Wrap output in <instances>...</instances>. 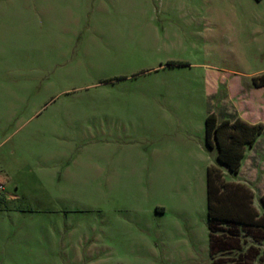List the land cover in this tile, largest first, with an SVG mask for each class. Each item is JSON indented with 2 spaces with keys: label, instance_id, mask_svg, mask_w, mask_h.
Returning <instances> with one entry per match:
<instances>
[{
  "label": "rangeland",
  "instance_id": "obj_1",
  "mask_svg": "<svg viewBox=\"0 0 264 264\" xmlns=\"http://www.w3.org/2000/svg\"><path fill=\"white\" fill-rule=\"evenodd\" d=\"M262 73L264 0H0V264H210L204 119Z\"/></svg>",
  "mask_w": 264,
  "mask_h": 264
},
{
  "label": "trees",
  "instance_id": "obj_2",
  "mask_svg": "<svg viewBox=\"0 0 264 264\" xmlns=\"http://www.w3.org/2000/svg\"><path fill=\"white\" fill-rule=\"evenodd\" d=\"M251 86H264V73L253 76ZM262 131V123L250 124L240 118L217 121L210 113L204 119L206 148L215 149L217 166L225 167L233 174L238 173L245 149L254 144ZM259 205L263 210L260 213L253 206V193L245 185L225 181L216 166L206 168L205 207L210 264H251L257 252L243 249L237 238L242 228L251 234L264 230V192L259 197Z\"/></svg>",
  "mask_w": 264,
  "mask_h": 264
},
{
  "label": "crops",
  "instance_id": "obj_3",
  "mask_svg": "<svg viewBox=\"0 0 264 264\" xmlns=\"http://www.w3.org/2000/svg\"><path fill=\"white\" fill-rule=\"evenodd\" d=\"M216 83L214 79L213 85H211L212 90L215 92L218 90ZM220 102L222 103L220 106L221 112L218 113V118L215 117L217 121H232L235 118H240L250 124H263V131L256 138L254 144L245 149L238 170L239 173L245 167H248L249 188L253 190L255 185L260 186V193L262 194L264 192V143L260 144L259 140L264 133V86L253 87L250 84L245 87H231L230 90L224 88ZM243 163H245V167ZM241 184L246 185L245 183ZM253 206L258 210L254 203Z\"/></svg>",
  "mask_w": 264,
  "mask_h": 264
},
{
  "label": "built area",
  "instance_id": "obj_4",
  "mask_svg": "<svg viewBox=\"0 0 264 264\" xmlns=\"http://www.w3.org/2000/svg\"><path fill=\"white\" fill-rule=\"evenodd\" d=\"M2 189L1 185H0V190Z\"/></svg>",
  "mask_w": 264,
  "mask_h": 264
}]
</instances>
